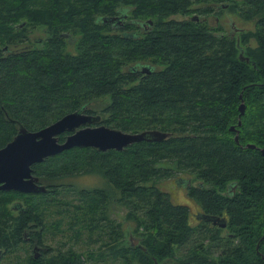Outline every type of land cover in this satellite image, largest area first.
<instances>
[{"label": "trees", "instance_id": "16d2710c", "mask_svg": "<svg viewBox=\"0 0 264 264\" xmlns=\"http://www.w3.org/2000/svg\"><path fill=\"white\" fill-rule=\"evenodd\" d=\"M200 1L0 0V147L18 125L36 130L81 106L122 131L168 132L118 150L71 146L31 163L44 191L0 190L8 264H264V0ZM192 2L204 15L224 2L216 11L230 9L253 28L234 36L229 24L223 31L217 20L190 18ZM117 5L133 17L125 29L149 19L152 31H108L100 18ZM35 26L44 36L30 40ZM91 175L96 183L76 182ZM176 177L188 200L225 225L190 222L188 206L158 186ZM22 196L33 197L11 202ZM114 203L125 207L124 227L106 214ZM9 219L16 223L6 231ZM30 219L54 244L38 256L22 251Z\"/></svg>", "mask_w": 264, "mask_h": 264}, {"label": "water", "instance_id": "95a60500", "mask_svg": "<svg viewBox=\"0 0 264 264\" xmlns=\"http://www.w3.org/2000/svg\"><path fill=\"white\" fill-rule=\"evenodd\" d=\"M238 57L247 60V57L242 54L241 48H239ZM237 109L239 114L243 112L242 101L239 102ZM98 120L99 114L86 113L81 106L64 113L36 130H29L18 125L11 139L0 147V190L44 191V185L39 183L37 176L31 173L30 164L71 146H92L98 150L109 148L118 150L134 141L160 140L168 134V132L156 128L134 132L122 131L99 123ZM237 121L239 122V120ZM229 128L232 129L233 126L231 125ZM61 132L66 133L62 140H59L57 135ZM233 138L237 141L236 134ZM245 146L252 147L254 145L246 143ZM259 149L264 154V147ZM12 205L21 208L18 201L13 202ZM197 218L208 220L211 224L218 226L225 225L224 217L201 214ZM128 239L132 245L137 241V238L132 235H129ZM154 264L160 263H156L154 260Z\"/></svg>", "mask_w": 264, "mask_h": 264}, {"label": "flooded vegetation", "instance_id": "af4514ba", "mask_svg": "<svg viewBox=\"0 0 264 264\" xmlns=\"http://www.w3.org/2000/svg\"><path fill=\"white\" fill-rule=\"evenodd\" d=\"M197 1H199V0H197ZM200 2H202V4H203L202 6H204L205 3L209 4L208 0H201ZM200 2H192L191 3V7H193V9L195 8V10L192 11L191 13H189L187 16H189L190 18H193V19H196V18L199 19V17L204 19V18H207L209 16V13L204 15L203 13H201L202 12L201 9L197 8V6L200 4ZM218 6H225V4H224V2H221L219 4H213V7H214L213 10L214 11L218 10L217 9ZM131 19H133L131 14L127 13V11L125 12V10L123 8H121V6H119V5L114 7L113 10L108 15L101 16V18H100L101 21L110 22V28L108 30L110 32L119 33V31H120L121 34H124V35H136L138 33L145 34V33H150V31H152V28L148 27L151 23L150 20H148V19H146L148 23L145 22L146 20H144V21L134 20L136 22L135 26L129 30L125 29V28H128V26L125 27L124 25H127ZM215 20L218 21V15H216ZM229 25H230L231 31L240 29L239 27H236L232 21L229 22ZM118 27H120V29H115ZM62 35L65 36L66 41H68V42L73 41V38L71 37V35L68 32L63 31ZM144 66H146V65H142L140 70H144L145 69ZM31 173H32V171H31ZM175 179L176 180L173 181L174 183L180 182L183 186V179L182 178L176 177ZM37 180H38V178H37ZM188 183H189V181H186V184H188ZM183 188H184V186H183ZM230 189L232 191L234 189V185H231ZM185 199L187 200V202L185 204L189 207V203H188L189 200L187 199L186 196H185ZM9 207H10V212L11 213L13 212L12 213L13 215L18 212V208L14 207L12 205V203L9 204ZM201 214H208V213H203L199 209H196L195 211L190 212L189 213L190 222L193 219H198L197 216H199ZM210 215H214V214H210ZM216 216L222 217L219 215H216ZM5 222L9 223V226H5L6 231H8L12 226L13 227L15 226L16 220L9 219ZM35 224H36L35 220H32V219L28 220L26 223V226L23 227V229L21 230V235H22L23 240L28 242V247H29V250L31 252V255L38 256L43 250L50 249V246L42 244L43 237H41V235H40L41 228L37 227ZM128 237H129V235H128ZM9 240H11V237L9 238ZM11 262H14L12 260V256L5 254L3 252V248L0 247V264H8Z\"/></svg>", "mask_w": 264, "mask_h": 264}, {"label": "rangeland", "instance_id": "374dc122", "mask_svg": "<svg viewBox=\"0 0 264 264\" xmlns=\"http://www.w3.org/2000/svg\"><path fill=\"white\" fill-rule=\"evenodd\" d=\"M217 12H219L218 13V21L221 24H223V26L221 25L223 31L229 30L228 24L231 21L235 24L236 27H239L240 30H243V29H252L253 28V22H252V20L242 18L239 15L235 14L234 12L230 11V9H224V10L217 11ZM169 16L172 17V18L178 19V18H182L184 15L179 14V13H173V14H170ZM215 18H216V12L213 11L206 18L207 23H209V24L214 23ZM237 30L236 31L235 30L233 31L234 32L233 33L234 36H236L237 35V32L239 33V31H240V30H238V31ZM27 35L29 36V39L30 40H33V39L34 40H37L40 37L44 36V31H43V28L41 26L28 27L27 28ZM248 43H249V45H254V39L252 37H250ZM89 106H91L92 108L95 107L94 103L89 104ZM158 163H161V162H158ZM165 164L166 163H164V165ZM180 176H182L183 178L185 177L184 174H182ZM93 180H95V182H93ZM174 180H176V179L175 178L174 179L173 178L163 179V180H161L158 183V186L161 189L167 190L169 192V195H170L171 199L175 203H184L185 204L187 202V200L185 199V189L183 188V186H182V184L180 182L174 183L173 182ZM82 181H85V183H96V176L91 175L88 178L81 176V178H78L76 180L77 183H80ZM32 197L33 196H30V197H26V196L13 197L11 199V202L13 200H16V199L22 201V199L25 200L26 198H32ZM188 203H189V207H188L189 213L195 211L196 209H198L196 207V205L191 200H189ZM7 205H8V203H7ZM124 211H125V207L123 206V204H121V203H114L113 205H110L109 204L107 206L106 214L110 218H114L117 221H122V225L124 227L126 223L130 222L129 219H122V214L124 213ZM192 223H193V221H192ZM127 232L128 231L126 229H123V236L125 238H127L128 235H130ZM50 236H49V234H47L46 236H43L42 244L43 245H47V246L50 245L53 248L54 244L51 243V241H49ZM24 249H27L29 251V253H31L28 246H23V250L22 251H24ZM181 250H182V248H179V250H177L175 254L176 255H179L180 252H181ZM99 264H102V263H99Z\"/></svg>", "mask_w": 264, "mask_h": 264}]
</instances>
